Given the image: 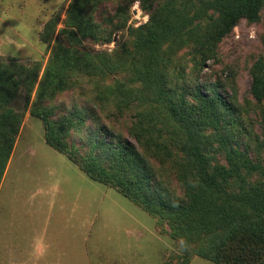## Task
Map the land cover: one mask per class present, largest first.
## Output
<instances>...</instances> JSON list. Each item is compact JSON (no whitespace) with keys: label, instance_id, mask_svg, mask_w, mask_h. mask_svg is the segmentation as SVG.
<instances>
[{"label":"trees","instance_id":"trees-1","mask_svg":"<svg viewBox=\"0 0 264 264\" xmlns=\"http://www.w3.org/2000/svg\"><path fill=\"white\" fill-rule=\"evenodd\" d=\"M102 2L70 4L61 30L69 45L56 40L31 110L45 124L46 142L167 224L168 234L183 240V264L193 254L217 264H264V56L251 67L259 132L237 93L202 73L241 20H260L264 0H141L149 20L132 29L130 52L118 58L81 50L88 38L114 39L95 21ZM58 21L45 25L44 41L50 43ZM117 72L128 80L106 83ZM37 74L0 56V187L25 115L12 103L24 85L35 86ZM95 75L101 83L82 108L45 105ZM102 114L130 115L132 137ZM168 164L175 183L163 170Z\"/></svg>","mask_w":264,"mask_h":264},{"label":"rangeland","instance_id":"rangeland-1","mask_svg":"<svg viewBox=\"0 0 264 264\" xmlns=\"http://www.w3.org/2000/svg\"><path fill=\"white\" fill-rule=\"evenodd\" d=\"M72 1L0 0L2 60L15 59L38 72L35 86L24 85L12 103L25 115L3 190L0 189V264H46L48 259L50 264L58 259H63L62 264H183L185 245L168 234L167 224L158 223L156 217L114 186L93 180L65 154L48 145L44 122L32 114L56 40L69 45L61 30L66 27ZM93 14L114 39L95 42L88 38L81 50L92 55L106 52L114 58L130 52L132 29L149 20L141 0H103ZM56 17L57 31L48 43L43 39L44 27ZM262 56L264 9L259 21L239 22L221 42L217 58L209 61V67L202 72L210 81L227 83L230 91L237 93L256 132L260 131V122L250 94L251 67ZM86 78L46 99L45 105L57 107L58 112L76 103L82 108L83 103L94 98L101 83L100 75L83 82ZM105 79L106 83H115L125 82L128 77L125 72H117ZM102 115L125 136L132 137L130 115ZM163 170L172 182H177L171 164L164 165ZM45 235L50 237L55 254L49 258L46 247L38 249L46 243ZM190 264L217 263L193 254Z\"/></svg>","mask_w":264,"mask_h":264},{"label":"crops","instance_id":"crops-1","mask_svg":"<svg viewBox=\"0 0 264 264\" xmlns=\"http://www.w3.org/2000/svg\"><path fill=\"white\" fill-rule=\"evenodd\" d=\"M45 140H46V138H45ZM47 143V142H46ZM48 144V143H47ZM49 145V144H48ZM14 152V151H13ZM13 154V153H12ZM12 157H13V155H12ZM10 164H11V161H10V163L8 164V167H7V170H6V173H5V175H4V178H3V181H2V184L4 183V180H5V178H6V175H7V173H8V170L10 169ZM1 184V185H2ZM0 189H2L3 190V185L0 187ZM44 241H46V243L44 244V245H41L38 249L39 250H41V251H43V247L45 248L46 247V249H47V251H46V257L47 258H49V257H51V256H54L55 254H53V251H52V243H51V241H50V237H49V239L47 238V235H45V239H44ZM66 246H69V240H68V242H67V244H66ZM65 247V246H64ZM63 247V248H64ZM64 253H66V251H65V249H64V251H63V254ZM48 261H49V259H48ZM48 261H47V263L46 264H50V263H48ZM62 262H63V259H58L55 263H53V264H62Z\"/></svg>","mask_w":264,"mask_h":264}]
</instances>
